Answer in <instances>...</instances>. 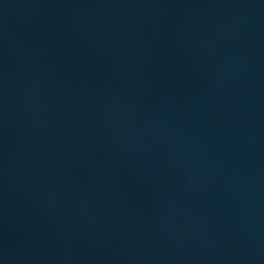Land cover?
Returning <instances> with one entry per match:
<instances>
[{
  "label": "water",
  "instance_id": "water-1",
  "mask_svg": "<svg viewBox=\"0 0 264 264\" xmlns=\"http://www.w3.org/2000/svg\"><path fill=\"white\" fill-rule=\"evenodd\" d=\"M0 264H264V0H0Z\"/></svg>",
  "mask_w": 264,
  "mask_h": 264
}]
</instances>
